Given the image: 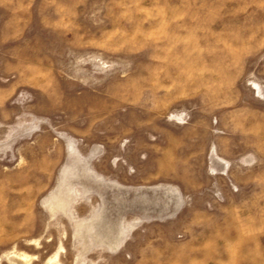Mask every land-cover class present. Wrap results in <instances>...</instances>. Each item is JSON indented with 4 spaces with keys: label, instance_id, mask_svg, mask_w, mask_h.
<instances>
[{
    "label": "rangeland",
    "instance_id": "obj_1",
    "mask_svg": "<svg viewBox=\"0 0 264 264\" xmlns=\"http://www.w3.org/2000/svg\"><path fill=\"white\" fill-rule=\"evenodd\" d=\"M0 264H264V0H0Z\"/></svg>",
    "mask_w": 264,
    "mask_h": 264
}]
</instances>
